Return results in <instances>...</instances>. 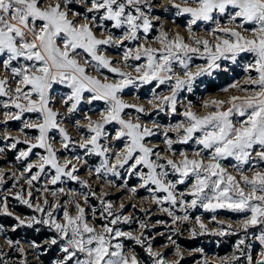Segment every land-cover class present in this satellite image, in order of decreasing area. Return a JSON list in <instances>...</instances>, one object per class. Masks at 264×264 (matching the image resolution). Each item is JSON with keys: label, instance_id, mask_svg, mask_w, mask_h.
Wrapping results in <instances>:
<instances>
[{"label": "snow or ice", "instance_id": "1", "mask_svg": "<svg viewBox=\"0 0 264 264\" xmlns=\"http://www.w3.org/2000/svg\"><path fill=\"white\" fill-rule=\"evenodd\" d=\"M157 9L187 17L186 34L170 33L163 22L157 23L162 20ZM171 22L175 24L174 19ZM200 24L210 26L205 29L210 39L194 31ZM154 30L157 34L149 40ZM109 49L117 50L118 59ZM244 55L252 60L243 68V81L222 89L239 94L204 100L203 115L193 110L190 101L178 111L180 93L194 92L203 77L230 71L227 62L235 65ZM197 59L204 63L194 64ZM153 82L155 88L166 85L169 94L153 89L148 105L181 120L167 126L153 120L149 126L141 120V114L150 115L148 109L126 102V90ZM57 101L64 112L56 108ZM97 102L103 104L99 118L94 120L85 112L83 121L75 120L74 127L79 130L83 123L86 134L74 140L65 121L81 105ZM0 117L5 129L9 122L20 121L22 132L37 133L25 134L23 140L3 137L11 141V150L19 144L27 147L15 157L26 162L19 176L0 169V188L13 180L8 195L0 192V214L16 220L12 231L36 226L52 231L54 236L45 243L58 247L54 264H141L125 241L143 248L153 264H169L163 253L145 244L148 238L141 230L148 229L147 223L140 221L138 229L123 230L121 225L133 222L123 214L125 205L121 203L120 211H115L114 203L106 199L108 193L93 189L92 178L117 187L110 177L122 179L121 186L127 188L121 170L139 181L128 188L129 194L136 197L138 189L150 193L142 199L167 214L177 233L180 224L192 218L189 210L239 214L238 228L221 223L211 232L199 216L195 223L200 235L240 236L232 255L221 258L220 264H241L242 259L247 264H264V0H0ZM108 125L118 126L113 135L106 131ZM160 129L163 150L150 140ZM53 132L59 134L61 151L78 148L83 155L61 161L52 143ZM189 144L195 146L191 151L174 147ZM4 153L0 147V154ZM32 155L37 157L34 162L29 159ZM92 156L99 158L95 166L84 158ZM81 167L89 179H81ZM42 177L46 178L43 186L36 187ZM66 181L82 190L48 187ZM9 196L34 215H15L8 207ZM92 198L98 206L91 203ZM189 232L198 235L195 228ZM250 239L258 241L259 259L250 252ZM7 244L20 254L19 264H28L19 241L7 239ZM31 246L40 245L32 242ZM174 255L173 264H180L179 246ZM8 256L0 248V264H11Z\"/></svg>", "mask_w": 264, "mask_h": 264}, {"label": "rangeland", "instance_id": "2", "mask_svg": "<svg viewBox=\"0 0 264 264\" xmlns=\"http://www.w3.org/2000/svg\"><path fill=\"white\" fill-rule=\"evenodd\" d=\"M157 2L158 3H166V0H157ZM173 13H174V10H170L169 12H164L162 9H157L156 14L160 15L162 17V20L157 22V23L163 22L165 28L167 30H169L170 33L179 31L181 33V35H185L186 34L185 28H186L187 17H183V22L180 23L174 19L175 17L173 15ZM173 19L175 20V24H173L171 22V20H173ZM176 25H179V27L177 28ZM208 27H210V26L200 24L199 26H194V31L197 32L198 36L210 39V37H207L205 35V29H207ZM156 34L157 33L155 30L153 32L149 33V40L154 39ZM152 46L156 47L158 45L153 44ZM108 51L112 55L114 60L118 59L117 50L109 49ZM251 60H252V57L250 55H244V56L239 58L238 63L235 65H232L230 62H227L228 67L230 68V71H228L227 73L232 74V72L234 71V74L232 75L231 80L228 82V84H226L224 87L229 86L231 83H233L234 81H237V80L242 82L245 75H246L243 71V68ZM194 61H196V60H194ZM194 61H193V63L197 64V65L204 63L203 60L201 63H195ZM232 69H234V70H232ZM193 71H195V68H193ZM151 85H152V87L147 88V89H143L142 92H140L139 89H141L142 87H147V86H151ZM142 87H140L139 89H136V90L128 89L123 93V96H124L126 102L136 103V104L144 106L145 108L148 109V112L150 113V115L141 114L142 122L148 123L149 126H151L150 122L155 120L157 123L161 124L162 126H167L170 123H175V122L182 119V117L179 115H171L167 112H156L148 105V100L151 99V97L153 95V89H155L156 93H162L165 95L169 94L167 91L166 85H161L160 88H155V82H153L152 84L144 85ZM223 88H220V90H216L214 92H206V91H204V89L200 88V91L198 93H196V92H194V93H187V92L180 93V95L178 96V111H182L184 105H186L190 101L194 105L193 110L197 111L199 114L203 115L204 111L200 107V105L202 104V102L204 100L227 99L231 95L239 94V93L232 91V90L225 93L222 91ZM186 94H191L193 96V99L192 100L188 99L189 101H187L185 99ZM134 96L137 98L133 99ZM55 106L61 112H64V108H62L60 106L58 101H57ZM102 108H103V104L100 102H97L96 104H94L92 106L83 104V105H81V109L77 114H75L72 117H69L65 121V127H67L69 134L72 136V138L74 140H79L81 134H86V129L84 128V124L82 123L80 129L77 130L76 127H74V121L75 120L83 121V115L85 112H87L89 115H91L92 119H94V120L98 119L99 118L98 110H100ZM127 111H132L134 113V110H131V109H129ZM160 114L165 117V123L164 124L157 121V118H159L161 116ZM0 119H2V117H0ZM116 127H118V126L108 125V126H106V131L110 135H113ZM22 128H23V125L20 121L9 122L6 129L3 128V126H0V147H4L5 149H8V150L10 149L8 147V145L11 143V141L5 142L3 140V137L5 135L18 136L21 140H23L25 134H27L28 136H35L37 134L36 131L32 130V129H23V132H22L21 131ZM50 135L53 137L52 143H53V146L57 149L58 154L61 157V161H63L64 158L72 157L73 155H83L82 151L79 150L78 148L75 150V152L61 151V145L59 142L60 137H59L58 132H53ZM170 135H174V134H170ZM150 140H151L153 147L157 148L158 150L164 149L162 129L158 130V134L156 136L151 137ZM114 145L118 146L119 142H114ZM26 147L27 146L24 144H19L17 146V149L14 151V159H15L16 155H18V151L21 149H26ZM174 147L177 150L187 149V150L191 151L195 146L192 144H189V145H175ZM34 152H40L41 154H44L42 149H36V150H34ZM84 158L88 160L89 166H95L99 162V158L94 157V156L88 157V158L84 157ZM29 159L34 162L37 159V157L35 155H32L29 157ZM15 161H16V159H15ZM24 163H26V162L16 161V166L12 165L11 163H8L7 156L5 154H0V169H3L6 173L16 172L17 176H19V170L23 169ZM49 171L51 172V170H49ZM121 171H122V177L124 179L129 178L123 173V170H121ZM79 174H80L81 179H85V180L89 179V177L86 174L85 168L81 167ZM45 179H46L45 177H42L41 181L36 184V187H42ZM110 179H114L115 181L116 180L119 181V183H116L117 187L109 188L106 185L101 184L99 181L95 180L94 178H92L90 180V182L92 184L93 189L95 191H97L98 193L100 192L101 188H103V190L108 193V196L106 197V199H108L114 203L115 211H120L119 205L121 203H123L125 205L123 214L132 217L133 222L130 225H126L123 228V230L130 231V230L138 229V224L140 221H143V222L148 224L149 227L147 230H141V231H144V235L148 238L145 241V244L147 245L148 243H151L153 246V251L163 253L165 259L169 262V264H173V262L177 259V257H175V255H174V250L177 246L180 247L182 255H183V259L180 260V264H204L205 260H207L208 264H220L221 258H223L225 256L232 255L233 249H234V244L240 238V236L231 235V236L221 237V236L208 235V234L200 235L199 234L200 229H199V226L196 225V223H195V217L199 216L201 218V220L203 221V223L206 225V227L211 232H214L220 226L221 223H223L224 225L231 224L233 228H238L239 227L238 221L240 219L239 214H235V213L224 211V210H219L216 213H212V212H206L201 208L189 210L192 218L188 222L181 223L179 226V232L177 233L175 231L176 226L172 224V220L169 216H167V214L160 212L155 205L148 203V201L146 199H142L145 197H150V195H151L150 193H148L145 189H138L136 197H132L129 194L128 188L137 186L139 183L138 179L135 176H132L134 184L132 186H129L127 184V188L121 186L122 185V179H116V178H112V177H110ZM12 184H13V180H11V179L7 180V182L2 186V188H0V192H3L4 195H8L9 190L12 189ZM21 184L23 185V181H21ZM23 186L27 187V185H23ZM48 187H50V188L63 187L66 189L82 190V189H80V186L78 184H76L75 182H71V181H66L65 183L58 184L56 186L48 185ZM183 187L184 186H180L181 189H183ZM33 192H34V196H36V197L39 196V194L36 193L34 189H33ZM49 199L51 200V197H49ZM61 199L63 200L64 197H61ZM18 202L19 201L15 200L11 196H9L8 207H9L10 211H12L15 215H18L22 218L28 217L27 215H21V214L15 212L11 208V206H10L11 204H13V203L16 204ZM132 204H135L136 208H132L131 207ZM165 206H167V205H165ZM144 209H148L150 211H145ZM176 214L182 215V213H180L178 211ZM214 215L217 217V220L212 219V217ZM41 227L48 230L44 226H41ZM121 227H122V225H121ZM191 228H195L197 233H198V237L203 238L205 241H207V236H213L217 239L223 240L225 242V245H228V252L219 255L215 252L214 249H204V248H201L199 246H196L195 248H192V249H186V248L182 247L181 245L178 244V242L175 239H176V237H180L183 239H189L190 237H192L190 232H189V229H191ZM251 231L253 233H256L257 230L252 229ZM169 236H171V241L168 239ZM227 237L228 238L230 237L231 239H233V242L228 244L229 239H227ZM7 239H10V238L4 232L3 227L0 226V248H3V250L5 252L9 253V256L7 258L10 259L11 264H19V261L21 259L20 254L8 247ZM47 240H49V239L42 240L40 245L45 244V242ZM17 241H19L20 246L25 249V252L27 254L28 264H47V263H44L43 261H41V259L39 257L40 253L42 252V250L40 251L38 249L39 247H36V248L32 247L31 246L32 242L29 240H24L23 238H19ZM172 241H175V244H173ZM128 242L135 244L133 241H125V244ZM249 243L252 245L250 252L253 255L254 259H259V252L261 251V249L259 247L258 241H256L255 239H250ZM126 245L128 247H130L128 244H126ZM165 245L167 247H165ZM216 245H217V242H214V246H216ZM141 249L145 255V259L143 261L138 256L140 261H141V264H153V261L147 255V253L144 251V249L143 248H141ZM57 250H58V247H57ZM14 254L17 255V258L14 257ZM37 257H39V259H37ZM54 261L55 260H51L48 264H54ZM241 264H247V261L245 259H242Z\"/></svg>", "mask_w": 264, "mask_h": 264}, {"label": "trees", "instance_id": "3", "mask_svg": "<svg viewBox=\"0 0 264 264\" xmlns=\"http://www.w3.org/2000/svg\"><path fill=\"white\" fill-rule=\"evenodd\" d=\"M174 19L177 22L180 23L183 22V17H175ZM194 62L201 63L202 60L197 59ZM233 74L234 71L232 72V74L227 72L226 73L222 72V73H217L213 77H203L197 82V86L194 92L198 93L200 91V88L204 89V91L206 92H214L216 90H220V88H223L226 84H228ZM150 87H152V85L147 87H142L139 90L140 92H142L143 89H147ZM185 99L187 101L192 100L193 96L191 94H186ZM157 121L164 124L165 117L161 115L159 118H157ZM14 151L15 150L5 149L4 154L7 156L8 163H11L12 165L16 166V161L14 159ZM115 183H119V181L116 180ZM127 184L129 186H132L134 184L132 177L127 178ZM91 202L93 205L98 206L97 199L92 198ZM10 206L15 212L21 215L31 216L34 214L31 211V209H28L26 206L20 204L19 202L16 204L13 203ZM15 224H16V220L13 217H8L0 214V226L3 227L4 232L12 241H17L19 238H23L24 240H29L31 242H35L37 245H40L42 240L50 239L51 237L54 236V233L52 231L46 230L41 226H36V228H39V231H37L36 228H27V227H20L17 228L15 231H12L11 229ZM125 226L126 225H122V228H124ZM227 239H229L228 244L233 242V239H231L230 237L229 238L227 237ZM175 240L178 242L179 245H181L186 249H192L195 248L196 246H199L204 249H214L215 252L219 255L228 252V245H225V242L223 240L217 239L213 236H207V241H205L203 238L198 237V235H196L195 237L192 236L189 239L176 237ZM214 242H217L216 246H214ZM126 244H128L130 248L135 250V252L142 261L145 259V255L142 249L138 245L133 244L131 242H128ZM38 249L40 251L42 250L39 257L41 261H43L44 263L48 264L51 260H56L59 257V251L57 250V246H49L47 243H45L40 245ZM14 257L17 258V255L14 254Z\"/></svg>", "mask_w": 264, "mask_h": 264}]
</instances>
